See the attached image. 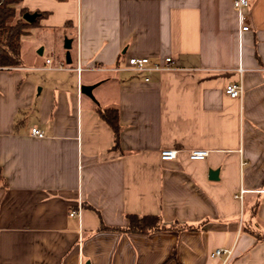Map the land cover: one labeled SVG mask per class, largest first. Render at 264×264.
<instances>
[{"label": "crops", "instance_id": "1", "mask_svg": "<svg viewBox=\"0 0 264 264\" xmlns=\"http://www.w3.org/2000/svg\"><path fill=\"white\" fill-rule=\"evenodd\" d=\"M22 8L44 15L21 38L22 65L0 68V264H264V0H249L241 36L232 0ZM33 41L40 64L27 66ZM143 56L176 69L148 81L113 70ZM29 67L41 73L24 77ZM95 83L94 100L80 93ZM108 107L117 144L97 112ZM191 149L208 155L190 160ZM127 214L158 215L164 229L126 232Z\"/></svg>", "mask_w": 264, "mask_h": 264}, {"label": "trees", "instance_id": "2", "mask_svg": "<svg viewBox=\"0 0 264 264\" xmlns=\"http://www.w3.org/2000/svg\"><path fill=\"white\" fill-rule=\"evenodd\" d=\"M21 0H0V68L20 67L22 60L20 57L21 38L28 35L30 29L34 27L39 16L31 23L25 21L22 15L27 12L22 8L16 17V8ZM99 116L110 126L114 133V141L117 144L119 138L118 110L115 107L97 108ZM127 225L122 230L148 234L155 230L164 229L158 215L127 214Z\"/></svg>", "mask_w": 264, "mask_h": 264}, {"label": "built area", "instance_id": "3", "mask_svg": "<svg viewBox=\"0 0 264 264\" xmlns=\"http://www.w3.org/2000/svg\"><path fill=\"white\" fill-rule=\"evenodd\" d=\"M233 8L236 12L237 17V27L238 35L241 36L243 32L250 29L249 19L246 13V8L249 5V0H232ZM51 58L46 59V64L48 68L51 69H68L64 63H60L57 67L49 65ZM77 72H80V67L75 68ZM176 69L174 60L170 56H166L161 60H151L149 57H129L127 58L125 64L121 67L117 66L113 70H124L133 73L134 75H144V80L148 81V74L152 72H160L165 70ZM238 71L241 73L243 71L242 67H238ZM225 93L230 98H237L242 95L243 88L240 82H227L224 87ZM31 133L37 137H42L43 132L37 128H31ZM177 150L173 148H165L160 151V159L162 161L173 160L176 157ZM208 155V150L205 149H191L188 151V158L190 160H203ZM77 210H72L70 215H75ZM225 250L222 248H217L211 254L212 256H220ZM228 252V251H227ZM229 253V252H228Z\"/></svg>", "mask_w": 264, "mask_h": 264}, {"label": "water", "instance_id": "4", "mask_svg": "<svg viewBox=\"0 0 264 264\" xmlns=\"http://www.w3.org/2000/svg\"><path fill=\"white\" fill-rule=\"evenodd\" d=\"M37 16H38L37 12H28L27 11L22 15V18L25 21L31 23L35 20V18ZM63 46L66 49V61H67V63H70L71 60H70L69 50L71 48V39L65 38ZM41 52H42V48H39L38 53L40 54ZM96 85H97V83H95V84H81L79 86L80 93L85 94V95L89 96L92 100H94V95H93L92 90L94 89V87ZM216 173H217V170H210V177H216Z\"/></svg>", "mask_w": 264, "mask_h": 264}, {"label": "rangeland", "instance_id": "5", "mask_svg": "<svg viewBox=\"0 0 264 264\" xmlns=\"http://www.w3.org/2000/svg\"><path fill=\"white\" fill-rule=\"evenodd\" d=\"M19 15V10H17L16 9V17ZM38 41H33L32 42V45L30 46V48H29V50L26 48V47H23V49H22V57H23V64L24 65H27V66H29V65H33V64H40L38 61H36L35 60V58H34V56H32L31 54H30V52H32L33 50H34V46H35V44L37 43ZM64 41L62 42V46L61 47H59L61 50H64L65 51V49H64ZM38 49V48H37ZM48 50H49V47L48 46H46L45 47V53H44V55L42 56V58L43 57H45V55H47L48 54ZM33 53H34V51H33ZM36 54V53H35ZM40 58H41V56H40ZM33 69V68H32ZM21 73L24 75V77H26V76H28V75H35V76H37L38 74H40L41 72H38V71H33V70H31V67H29V68H26V70L24 69V70H22L21 71ZM54 74V73H53Z\"/></svg>", "mask_w": 264, "mask_h": 264}]
</instances>
